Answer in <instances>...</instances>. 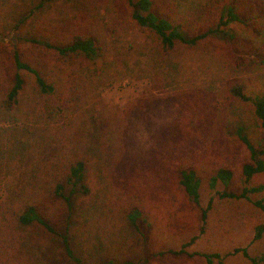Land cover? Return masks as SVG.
Masks as SVG:
<instances>
[{
    "label": "rangeland",
    "instance_id": "obj_1",
    "mask_svg": "<svg viewBox=\"0 0 264 264\" xmlns=\"http://www.w3.org/2000/svg\"><path fill=\"white\" fill-rule=\"evenodd\" d=\"M196 1L182 0V3L192 5ZM124 3L123 0H59L51 10L38 15V20L41 19V23L52 22L55 32L66 37L72 27H87L99 33L103 32L101 25L90 20L103 10H117L123 17L127 14ZM161 3L163 11H167V5ZM59 20L64 21L58 24ZM30 27L27 25L23 34L32 30ZM125 27L129 35L117 43L121 51L111 49L108 66H113V56L121 59L119 66H113L114 75L120 74V77L105 82L104 78L108 79L106 75H95L97 82L88 75L78 76L86 82L81 83L84 91L88 90V96L83 94L80 111L85 112V108H89L90 114L109 118L110 122L105 133L112 134V138L109 141L105 136L100 138L98 159L104 167L118 163L124 146L128 147L130 157L125 156L123 160L127 165L123 174L94 173L92 179L98 183L94 192L86 195L77 188L73 195L76 217L86 226V229L80 228L86 234L82 233L73 242L76 256L82 258L83 264H107L110 261L115 264L127 261L132 264H205L203 260L185 257L152 258L159 251L179 250L194 237L197 238L195 243L188 248L191 253L225 255L235 248L248 247L253 257L260 256L264 252V236L255 242L254 237L257 228L264 226V213L250 201L222 198L221 195L224 192L239 195L245 188L264 184V174L249 182L243 175V166L252 160L238 129L244 127V134L258 150L264 149L263 131L254 119L252 103L245 104L230 92L232 83L243 80L249 84L248 93L254 97L264 90L260 79L264 75V65L260 62L264 58V36L255 39L252 49L240 53L225 51L215 42L199 49L179 50L181 65L176 67L173 63H165L161 52L151 49L152 42L157 41L154 35L139 28ZM236 28L242 37H251L247 29ZM10 42L9 31L6 34L0 31V49H11ZM216 51L222 58L213 56ZM3 57L9 58V54H3ZM154 57H160V60H154ZM146 60L154 64L149 74L145 73L148 68L145 65L143 70L137 69L139 62L143 64ZM12 68L10 65L8 71ZM99 69L104 71L102 67ZM93 72L94 69L86 73ZM29 87L32 90L31 82ZM138 111L141 114L135 115ZM71 113L65 112L69 118L73 117ZM0 117L6 118L1 112ZM136 117L148 119L151 122L149 127L143 128L135 121ZM7 118L19 120L18 124L12 123L15 128L12 135L5 133L7 142L14 140L35 145L42 141L44 134L37 130L25 107ZM124 130L128 140L123 138ZM48 133L54 134L53 131ZM38 149H43L45 154L52 151L50 147ZM19 157L15 163H10L14 169L0 183V206L8 200L10 187L17 180L25 179V172L30 169L31 161L20 162ZM220 168L231 169L234 179L228 186L218 183L212 189L210 178ZM183 170H196L202 177L199 204L180 190ZM211 202L212 208L204 227L202 212ZM133 205H142L150 216L149 224H143L140 234L130 227L128 231L121 218ZM113 222L123 233L120 232L119 238L114 240L109 237L107 246L99 253L94 251L95 246L90 240L97 236L98 227L108 226L106 233H109L112 231L109 224ZM34 240L32 251L39 248L37 254L24 251V257L30 258L32 264H46L42 257H50V264H78L61 253L59 242H52L44 235L34 237ZM46 243L50 244L48 250L43 248ZM225 264L251 263L238 256L227 259Z\"/></svg>",
    "mask_w": 264,
    "mask_h": 264
},
{
    "label": "trees",
    "instance_id": "obj_2",
    "mask_svg": "<svg viewBox=\"0 0 264 264\" xmlns=\"http://www.w3.org/2000/svg\"><path fill=\"white\" fill-rule=\"evenodd\" d=\"M58 1L0 0V29L5 34L9 31L11 38V49H0V112L6 116L0 117V120L7 125L0 128V183L14 169L10 163H15L18 156L20 162L27 159L31 161L30 169L25 172V179L17 180L10 187L8 200L0 206V264H32L30 258L24 257V251L37 254L39 248L33 250L36 253L32 249L35 245L34 237L40 235L48 236L52 242H59L61 253L76 263L83 264L82 258L76 256L73 242L82 233L86 234L83 230L86 226L76 217L77 207L72 197L77 188H81L86 195L94 192L98 186L96 180L92 179L94 173L112 176L118 172L123 174L127 168L123 160L130 156L128 147L124 146L118 163L104 167L98 159L97 145L100 138L105 136L108 141L112 138V134L105 133L110 122L109 118L103 119L90 114L89 108H85V112L80 111L83 94L88 96V90L84 91L81 83L85 81L78 76L88 75L97 82V76L101 75L107 76L108 79L104 78L105 82L120 77V74L114 75L113 66H119L121 59L113 56V66H108L109 57H112L111 49H120L117 43L123 36L129 35L125 25L154 35L157 41L152 42L151 49L161 52L163 61L173 63L176 67L181 65L179 50L199 49L215 42L225 51L235 50L240 53L252 49L255 39L264 36V0H197L192 5H185L182 0H123L127 9V14L123 17L119 16L117 10H103L90 20L101 25L103 32L96 33L97 30L87 27H72L67 37L55 32L52 22L41 23V19L38 20V15L51 10ZM161 2L167 5V11H163ZM63 21L59 20L58 24ZM27 25L32 30L23 34ZM238 26L247 29L251 37L239 35L236 28ZM3 54H9V58L3 57ZM213 56L222 58L217 51ZM159 58L153 59L160 60ZM146 61L143 64L139 62L137 69L143 70L145 65L148 67L145 73L149 74L154 64L150 60ZM260 62L264 65V58ZM10 65L13 68L8 71ZM93 69L94 74L86 73ZM169 74L171 75L170 72ZM260 79L264 84V75ZM30 82L32 90L29 87ZM231 85L230 92L235 98L245 104L252 103L254 119L263 131L264 146V90L254 97L248 93L249 84L245 80ZM89 102L87 99V103ZM23 107L36 123L37 130L44 134L42 141L35 145L20 144L14 140L7 142L5 133L12 135L15 130L12 123H19V120L7 117L23 110ZM70 111L73 115L71 118L65 114ZM139 114L141 111L135 115ZM136 118L135 121L141 123L143 128L149 127L151 122L148 119ZM49 131L54 134L48 133ZM238 134L251 154L252 162L243 166V175L249 182L264 174V149H257L244 134V127L238 129ZM127 136L124 130L123 138ZM39 147H50L52 151L45 154ZM233 179L234 172L231 169L220 168L210 178V187L215 189L218 183L228 186ZM202 182L198 171L183 170L179 187L186 197L199 204ZM263 194L264 184H261L245 188L239 195L224 192L221 197L250 201L264 213ZM211 208L212 202L203 209L204 227ZM121 218L127 224L128 231L130 227L140 234L143 224H149L150 216L142 205H133L125 210ZM117 226L115 222L109 224L112 229L109 233H106L108 226L98 227L95 232L97 236L90 240L95 246L94 251L99 253L104 249L109 237L113 240L119 238V233L123 232ZM263 236L264 226H259L254 242ZM196 239L192 238L179 250L159 251L152 258L185 257L203 260L205 264H225L227 259L240 256L251 264H264V252L253 257L248 247L235 248L225 255L191 253L188 248ZM49 245L46 243L43 248L48 250ZM49 258L42 257V261L50 264ZM107 264L115 263L110 261ZM125 264L132 263L127 261Z\"/></svg>",
    "mask_w": 264,
    "mask_h": 264
},
{
    "label": "built area",
    "instance_id": "obj_3",
    "mask_svg": "<svg viewBox=\"0 0 264 264\" xmlns=\"http://www.w3.org/2000/svg\"><path fill=\"white\" fill-rule=\"evenodd\" d=\"M5 126H6V124L3 123V122L0 120V128H3V127H5Z\"/></svg>",
    "mask_w": 264,
    "mask_h": 264
}]
</instances>
